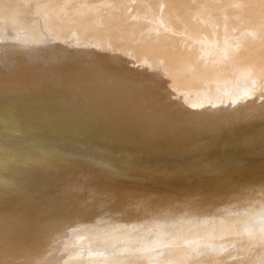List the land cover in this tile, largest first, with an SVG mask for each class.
<instances>
[{
    "label": "bare ground",
    "instance_id": "6f19581e",
    "mask_svg": "<svg viewBox=\"0 0 264 264\" xmlns=\"http://www.w3.org/2000/svg\"><path fill=\"white\" fill-rule=\"evenodd\" d=\"M133 1L132 0H65V6H64V5H60L62 0H24L23 1L24 4H21V6L22 5H24V6H22L21 8H18V6H17L18 4L16 5L17 7L15 6V4H13V3H15L14 1L13 2L11 1V3H10V0H0V127H1L0 129L6 130V132L0 130V137L3 138V139H1V141L2 140L8 141V142L11 141L12 143H14L13 145L16 146L15 142L16 143L19 142V141H16V140H18L19 137L15 138L16 135L13 134L14 135L13 136L10 133L8 134L7 133L8 130H10L9 132H11V129H13L15 131L16 128H20L21 131H22V129L24 130L23 132H25V133H23V134L28 135L31 132L27 134L25 130L28 131V129L29 130L31 129V131L34 130V131H32L33 133L31 134V136L33 135V138L29 135L32 139H35L36 137H39V139L41 138L40 140L36 138L37 142L39 140L38 143L36 142L37 145H39L38 147H40V146H41V148H42V146H45L46 148L48 147L47 150H49L51 154H53L51 151L54 150L56 152V154L57 153L60 154V156H61V158H63V160H64V158L68 159V160L71 159V160H73V162H75V163H73L70 160V162L68 161L70 163L69 164L66 160H64L65 163H67V164H62L61 161H59V159L57 161V157H55L56 158L55 159V158H53L54 155H52V158H51L52 160L47 159L48 161H53V163L51 162L52 163V165H51L45 159L47 153H46V155L44 153V155H45V156H43L44 159L42 158L43 163L45 164V162L47 161V163L50 166L47 165L48 170L46 169V165H45L44 169L42 168V165L39 166V168L42 169L43 171L47 170V172H46L47 175L45 174V176H44L43 174H40L41 172L40 173L38 172V171H40V169L38 168L39 169L37 171L38 175H39V177L42 176V178H40L39 180H42V181L40 182L38 180L40 182L39 183L38 181L35 180L38 183L39 187L34 186V188L35 187H37V188H41V187L43 188L44 187L46 189V191L49 190L52 193V195L50 194L51 196L48 199H45L48 202H47V204L45 202L46 205L41 207V209L40 208H34V209L32 208L34 211L33 210L32 211H30V210L25 211L24 209H22L21 206H19L20 204L19 205L17 204L18 201L15 202L14 196L12 194H10V192H9L13 188L9 189L7 184H5V186H7V189H9V191L6 190L7 192H4L5 194H3V197L0 196V197H2V199L0 200V208L6 212L14 213L15 222L13 224V227L9 231H6L4 233H0L1 238L4 241L3 244L7 243V246H8L6 249H3L0 251V256H1L0 257L1 258L0 264H48V263L49 264H74L75 261H77V260L79 261V258L84 259L87 262V263L85 262L86 264H92L96 261V259H98V258H94V256L100 257L101 255H104L107 259L114 261L115 264H124L125 262L127 264H154V263L158 264L157 261L155 260V257L153 258V254L149 253L150 249L152 248L151 245L149 243L145 242L147 240L141 239L140 234L137 230L140 227L141 228H147V227L152 226L153 221H157V223H156L157 227L163 226V230L166 232H169V237H168L169 243H168L167 247L164 249L165 257L163 255H161V259H160L161 264H166L167 261H172V260L176 259L178 257V255H180V257L185 255V253L190 248H192L194 246H200L199 243H201L203 241H202V239H200L201 242H199V237H201L200 235H202V234L208 233L209 235H212L214 237L217 236V238H219L218 236L221 235L220 226L223 225L222 224L223 222L228 221V219H226L224 216L219 217L218 219L215 216L213 218L211 213L206 211V213L201 217V219H204V222L205 221L207 222L206 223L207 226L204 229L202 227V232H199L200 229H198V227L196 225V223H197L196 221L198 218H196V216L193 217L192 215H187L184 212L185 211L184 210L185 205H189L195 209L197 207H200L199 205H201V204H202L201 208H203V209L206 207H211L214 209L215 206L213 204H209L207 200H201L200 199V201H199L196 198H195L196 200L195 199L192 200L191 198H188L186 201V197H185L186 195H185V192H183V190H186V193L188 191L194 192L196 190L195 187H197V186H204V187L207 186V192L212 193L211 195H214V196L217 195L218 196L221 194H226L228 192L229 187H225V189L223 187H216L215 181H217L218 179L214 180L213 176L190 181V179L188 178L190 172H188V170H186L187 168L190 169V165H189V167L187 166L189 160H187V162H186L187 165L185 166L183 164V163H185L184 159H175L176 162L166 160V159H161L162 162H166V164H163L164 166L165 165L170 166V168L168 167L169 168L168 172L166 171V173L163 175L164 179L161 178L162 179L161 184H164V185H166V187H169L171 189L169 190V188H166L163 185L161 186L160 183H157L158 181L156 179L154 181V183L151 185V188L149 187L150 192H151V194L149 195L150 198H148L146 200H142L141 197L137 193L132 191L133 190V187H132V156L130 158L131 161L128 158H127V161L124 160L125 162H123V160L118 161V160H121V157L122 158L124 157L122 155H121V157H117L121 151L120 150L118 152V155H117V153H115L117 158H115L113 156L115 159H118V160L117 161L114 160L115 163H113L114 162L113 161V162H111V164L109 162V164H107V166L104 163V161L106 159L103 161V159L101 158V160L104 163V166H103V169H100V170H102V172L105 173L106 175L105 174L103 175V173L101 171L100 172L102 174H98V170H99L98 166L102 168V166L100 165L102 163V161L100 163V161L97 160V158H98L97 155L95 156L96 158L95 157L93 158L92 156H90V155H93V154H90V151H92V153H93V151H95V150H91V147L89 144H91L92 142L95 144V141H97V140L100 141V145H101V142L102 143H104V142L108 143V138L111 136L109 132L112 130H114V131H116L118 129L121 130L123 127L125 129L126 127L124 125L126 124V121H124V123H123V121L122 122L116 121L115 123L111 122L108 125L104 124L103 121L105 119V115L107 113V110L101 103H96L98 98L100 97V95L98 93H97V95L86 94L84 92V88L81 89V87L86 86V88H87V86L93 85V88H98V89L100 88V90H101V87H104L106 85V82L107 83L111 82V81H113V79H114L113 83L120 82L119 79L124 77L126 73L132 74V86H133V84L137 85L141 81V78H139L140 76H144V77L148 76V77H150L151 80L156 79V77H152V75H151V74H154L156 72L161 73V75L164 76V78L162 79L163 82L165 81V79L169 80L168 76L164 72L168 67L165 68V66H164L161 69L159 68L160 66L165 65V64H163V65L160 64V61H162V60H160L159 53L160 52H161V54L163 53L164 45H167V43L165 44V42L169 41L171 38H168L169 40H166L164 42V41H162V37L164 35L157 37V34L155 31H157V28L159 26H158V22H157L158 19H156V17L158 18L159 14H157L158 16L156 15L154 18V20H156V22H155L156 24H153L154 23V21L152 20L153 16L150 18V16L148 14H146V15H148L149 17L146 16V17H144L146 19L143 18L140 21V23H146V22L149 23V27H148L149 29L148 30H149V32H152V35L154 36V41L156 40V49H154L153 53L150 55V60H149V63H151V65H150L151 67L150 68L143 67L142 69H139V70L128 69V67H129L128 64L132 63V34H131L132 30L130 29L131 32L129 31L127 34V32H126L127 23H129V22L132 23V14L134 16H137L138 18L140 17V15H142L141 16V18H142L143 15L146 13V12L144 13L145 8L143 5H141L138 2L139 8L138 7L136 8L134 6H137V3H135L136 5H134V3L132 4ZM146 1L149 2L150 0H146ZM183 1L184 0H172V2L174 3L173 8L176 9V7L178 5H181V3ZM245 1L246 0H244V1H242V0L241 1L240 0H188V2H190L189 5L192 6L194 9V10L191 9L188 6L191 9L190 11L193 12L192 13L193 19H191L192 17H190L189 15H186L187 14L185 12L186 9L189 10V8H187V6L184 9V12L186 13L184 18L186 17L185 22L187 21L188 23L187 22L186 23L188 25H190V26L192 25L191 26L192 28H193V24H195L196 31L195 32L192 31V35H193L194 40L188 39L191 35V34L189 35V32L191 33V31L188 32L187 30H185L186 35L188 33V37L186 35H183V34H181V35L185 36V37H182L184 40L187 38L188 39L187 41L191 42L190 46H192V49H193V51H192V53H193L192 58L193 59L190 58V56L188 55L189 54L188 45L187 44L185 45V42H183V41H182V43H179V44H177L178 42L176 40L175 41L173 40L176 43L172 42V44H170L171 43V41H170V43L168 45H170L171 47L167 46L169 48L170 52L167 51V47L165 48V51H167V53L169 54L167 56V58L165 59L166 63L167 62L168 63L169 62L170 63H173V62L176 63V64L172 65V67L173 66L175 67V69L173 68L175 73H176L175 75H177L178 73L183 71L186 66H189L193 69V71L190 75L187 76V81L196 80L198 85H199L198 80H202L200 85L201 84L209 85V83H211L212 85L220 86V90L217 89L214 91L198 88L195 90L194 96L193 95L188 96V98L190 97L189 101H188L189 103L193 102V105L194 104L199 105V107H194V108H198V110H201V109L203 110L200 113L207 112V111H209V109H211L210 111L214 113V114L213 113L212 114L215 116L214 118H216V119L212 120V123L221 124L222 122H225V121L230 122L231 119H233L232 116H234V115L238 116V113L242 112V110L240 111L238 109L239 105H240L239 100L241 98L239 93H241V90L242 91L245 90L247 93L252 94V96L253 95L256 96V94H258V93H259V95L264 96V84H263L264 75H260L258 72H256L255 75L259 79H254V77H253L254 83L252 86H249L248 83L246 85H244V82H246L245 76H241L238 73L239 71L237 72L236 69H238V68L235 67L236 65L233 67H231L232 65L229 66L230 62L228 63V61H227V65L223 64L224 66H222L221 65L222 62L220 63V61L216 60V58L214 56L215 53L213 52L215 50L214 49L215 47L213 48L212 44H211L213 41L212 37L213 36L216 37L215 32L220 31L221 36L229 37V39H230L228 47L231 50L229 48H227L231 51L230 53H235L232 50H235L237 52L236 55H238V57H236L235 60L232 62L235 63L236 60L243 61V60L247 59L248 57H253L257 61H259L260 57L264 53V0H247L246 3H245ZM157 2H161V0L157 1ZM237 2H240V3L237 4ZM80 3H83V4H80ZM151 3H153L152 0H151ZM164 3L165 2L163 1L160 4H164ZM191 3H192V5H191ZM235 3H236V5H235ZM130 4H132V5H130ZM166 4H164V6L170 5L168 3H166ZM103 5H105V6L103 7ZM166 6L163 8L161 7L162 9L159 7L160 8L159 12L164 13L165 10L163 12L161 10L166 9L167 8ZM181 6H183V4ZM145 7L148 8L149 6H145ZM133 8H134V11H132ZM168 8L170 9V6ZM168 8L166 10L167 15H168ZM174 9H172V10L174 11ZM180 9H182V10L180 11ZM180 9H179V11L183 12V8L180 7ZM149 10H152V9H149ZM146 11H147V9H146ZM151 12H154V14H155L154 10ZM166 13L164 14V16L166 15ZM154 14L151 13V15H154ZM167 15H166V17H167ZM177 15H178V13H177ZM182 15H184V13ZM173 16L175 18V15H173ZM181 16H178V17H180V19H181ZM147 17L150 18L153 21V23H152V21L150 22V20H148ZM161 17H163V16H161ZM166 17H163V18H166ZM169 18H171V17H169ZM174 18H173V20H174ZM166 20L170 21L169 19H166ZM176 20L178 21V19H175V21ZM181 20H182L181 21L182 23H185L183 21L184 20L183 18ZM181 22H179V23H181ZM170 23H171V21H170ZM162 24H164V23H162ZM164 25L167 26L166 24H164ZM174 25H175L174 30H175V32H178V33L182 32L181 31L182 26H185L186 29L189 27V26L182 25V24H181L182 25L181 26L178 23H177V25L176 24H174ZM215 25H217V26H215ZM170 26H171V24H170ZM170 26L169 27L167 26V28H170ZM15 28L22 30L23 34L22 33L18 34L16 32H12L11 30L12 29L15 30ZM170 29H172V26ZM189 29H190V27H189ZM161 31H164V33H165V30H161ZM170 31L172 32V30H170ZM170 31H169V33H171ZM116 32L120 33L119 36H120L121 40H120V38H116L117 35H114V33H116ZM175 32H173L174 36L178 34ZM173 33H171L172 38L177 39L179 36L174 37L172 35ZM181 35H180L179 39L181 38ZM45 36L47 39L46 38L43 39ZM179 39H178V41H179ZM183 39H181V40H183ZM224 40H226V39H224ZM76 41L77 42L80 41V42H82V44L85 43L84 44L85 46H87V45L90 46L92 44H96V45H100L101 47L108 46L107 45L108 43H110V44L112 43L111 44V46H112V45H114L113 44V42H114V43H116L115 44L116 47L113 46V47H115V49H114L115 52H113L111 55H109L108 53H105L101 49V51H98L95 53L91 52V53H93L91 55L95 54V56L98 57L97 58L94 56V58H93V59H96V58L99 59V60L96 59L98 62L97 61L95 62L93 59L90 61V59H91L90 58L89 60L88 59L77 60L78 63H76V61H74L76 58L71 57V52H69V51L65 52V50H64L65 47H63V44H66V46L69 45V49H70V47L73 49V47H75V45H76L75 44ZM163 43H164V45H163ZM224 43H225V41H224ZM59 45H62L60 47L61 48L63 47L64 51L60 50ZM81 46H83V45H81ZM224 46H226V45H224ZM76 47H78V46H76ZM220 48H222V47H220ZM69 49H67V50H69ZM227 49L224 47L225 51ZM91 50L92 49L90 46V51ZM103 50H105V49H103ZM229 50H228V52H229ZM73 51H74V53H76L75 50H73ZM90 51H89V53H90ZM210 51H211V54H210ZM106 52H108V51H106ZM111 52L112 51H110V53ZM74 53H72V54H74ZM83 54H86V53H83ZM60 55H62V56L66 55V56L65 57L63 56L64 59H61L58 57ZM88 55L89 54L87 53V56ZM83 56H85V55H83ZM231 56H233V54H230V57L227 56V58L223 57V60L225 58L230 59V58H232ZM163 57H164V55H163ZM233 59L234 58H232V60ZM163 60H164V58H163ZM71 61L73 62V64L75 63L74 66L70 64V63H72ZM91 62H94V63H91ZM197 62H199L198 65H197ZM162 63H164V61ZM72 67L75 68V70L74 69L73 70L76 71L77 75L72 74L73 73ZM109 67H111V69H108ZM169 67H171V66H169ZM172 67L170 70H173ZM198 67H200V68L197 69ZM212 68L217 70L215 72V74H213V71H211L212 73L209 72ZM93 69L98 70V71L95 70L97 72L95 74L96 75L98 74L97 76L93 75V73H92ZM232 69H235L234 70L235 73L232 72ZM249 69H251V68H249ZM108 70H112V71H109V74L107 75ZM142 71H144V72H142ZM168 72H169V68H168ZM243 73H244V71H243ZM246 73H248V72H246ZM251 73H253V72H251ZM60 74H62V76H61V78L63 80L62 83H64L65 86H66V84L68 85L69 83L70 84L72 83V87H74V85H75L77 88L74 87L75 90H74L73 94H71V95H73V96L75 95V96H74V99L71 97V99H70L71 101L69 100L71 95L70 96L68 95V97H67V95L65 94L69 100V103H67L68 100H66V103H63L69 110V113H68L69 119L66 118V119H68V122L67 123H64L65 121L63 122V120L66 116L65 115L66 112L65 113L63 112V110L66 108L65 107L62 110V113H64L65 116L61 115V116H64L63 120L61 119L62 120L61 122H63V123L61 124L59 122V120H60L59 119L58 122L53 123L54 126H52V128H51L52 130L49 131L50 124H49V126L47 125L48 123L46 121V118H47V117H45L46 115L44 116L45 119H43V121L45 120L47 124L45 122L41 121V117L43 116L41 113L38 114V115L41 114L40 115L41 117H38V115L36 117V113H35V115H33V117L34 116L36 117L34 121H29V119H30L29 117H32L31 115L29 117H27L28 120H25L23 115L30 109V101L32 100L31 99L32 96L33 95L36 96L33 93H34V89L37 90L35 88V86L37 85V83H39L38 82L39 79L42 77L48 76L47 78H49V80H50V78L52 79L54 77V75L60 76ZM169 74H172V73H169ZM102 75H105L104 77H106V75H107L106 78L112 79V80L108 81L106 78L102 77ZM165 75L167 76V78H165ZM172 75H170V76L173 77L174 75L173 76ZM101 77L104 79H102ZM108 77H110V78H108ZM176 77H173V79H171L169 82H171L173 80V83L174 82L178 83L177 87H179V79ZM174 79H175V81H174ZM243 79L245 80L244 82H243ZM46 81L48 83L50 82V81H48V79L45 80V82ZM130 82H125L122 84H125V86L128 87V89L129 88L131 89V87L129 85ZM249 82H251V81H249ZM58 83L59 82H57V84H55L56 88L58 86ZM176 83H174V85H173L174 87H175ZM45 85H43V86L40 85V86L45 87ZM51 85H53V84H51ZM51 85H50V87L47 86V87H49V88H47V90L51 88ZM111 85H109V86H111ZM163 85H164V83H163ZM247 85L249 86L248 88H247ZM94 86H96V87H94ZM229 86H231V87L234 86L236 88L232 89ZM52 87H54V86H52ZM177 87H175V88H177ZM56 88L55 87L51 88L50 94H52L51 91L53 89L55 90ZM63 88L58 87L57 89H63ZM67 88H69V90H70V87H67ZM147 89L148 88H145L141 92V96H143L144 98H147V96H146ZM39 90H41V89H39ZM54 90L52 92H54ZM69 90H67V92H69ZM72 90H73V88H72ZM72 90H71V92H72ZM100 90H98V91L102 92L105 89L102 91H100ZM44 92H46V89ZM47 92L49 93V91H47ZM61 92H62V90L59 93H61ZM63 93H66V90H65V92L63 91ZM42 94H44V93H42ZM50 94H49L48 98L46 97V95L45 96L43 95L45 98H47V101L50 100L49 97H51L54 93L51 96H50ZM114 94L116 96H118L119 99H121L122 98L121 96L123 93L117 92ZM129 94H130V92H129ZM56 95H58L57 92H56ZM60 95H62V94H60ZM60 95H58V96L60 97ZM38 97L36 98L37 100H38ZM40 97H41L42 101L45 100V99L43 100L42 95ZM52 97H53V100H55V97L54 96H52ZM61 97H63V96H61ZM255 98L260 99L259 96H256ZM56 99H57V97H56ZM60 100L61 99H59V101ZM262 100H264V99L262 98ZM38 101H37V103H38ZM42 101L39 103V105L40 104L43 105ZM52 101H51V103H53V106H54V102H52ZM57 101H58V99H57ZM57 101L55 100V102H57ZM73 101L75 102V104ZM203 101H204V104H203V106H201ZM64 102H65V100H64ZM34 103L35 102H33V105H34ZM57 103H60V102H57ZM263 103H262V106L264 105ZM47 104H49V103H47ZM47 104H45L43 106H46ZM258 104L260 105L261 102L259 103V101H258ZM55 105H56V103H55ZM57 105H59V104H57ZM117 106L119 108L120 104ZM54 107L56 108V106H54ZM215 107L217 109H215ZM39 108H40V106H38V108H37V106H35L34 109L38 110ZM55 108L52 109L50 107L47 110L51 109L50 111L52 113H50V114L56 115V112H54ZM67 108H66V110H67ZM43 109H45V107ZM175 109L173 107V112L175 111ZM260 109L262 110V108H259V110ZM37 110H34V111H37ZM40 110H38L37 112H39ZM57 110H59L58 106H57L55 111H57ZM177 110L178 109H176V113H173V114H171L170 110H168V113H166V115L167 114H171V115L166 117V119L164 118L165 121H164V119L162 120L164 131L166 129L173 131V132H181L182 130H185V132L194 131L193 130L194 126H187L186 127L184 125V123L182 122L183 120L186 121V119H188L187 118L188 116L185 119H184V116H182V115L178 116L180 114L181 110L178 112L179 114L177 113ZM185 110H186V113L191 112V110L187 109V107L185 108ZM41 111H43V110H41ZM45 112L47 115L49 114L46 110H45ZM224 112L227 113L226 116L222 115V113H224ZM259 112H262V111H259ZM32 114H34V112ZM60 114H59V116H60ZM68 114H67V116H68ZM190 116H191V114H190ZM190 116H189V118L191 119ZM55 117H57V116H55ZM71 117L72 118L84 117V119L87 120V125L89 126V128H87L85 126L82 127L81 125H79V124L83 123V121L81 119H80L79 124H75V123L71 122L70 121V120H72ZM161 117L157 120L159 122V124H160V121L162 119ZM256 117H258V116H256ZM50 118L48 120H50ZM59 118H61V117H59ZM52 120L51 121L54 122V119H52ZM172 120H176V121H172ZM257 120H258V118L256 119V122H257ZM253 121H254V118H253ZM158 122H156V123H158ZM162 122H161V124H162ZM205 122H206V119L204 118V116H202L201 118L196 120V123L201 124V126L203 127V131L207 130L209 132V130H208L209 127L204 128ZM129 123H131V122H129ZM256 125H259V122H258V124L256 123ZM92 126H94V127H92ZM149 127L151 128V130H152V128L154 129V127H151V126H148V129H149ZM163 127H161V128H163ZM179 127H181L180 130H179ZM147 130H146V132H147ZM151 130H150V132H151ZM156 130H160V128H158ZM235 130H236V128H234L232 131H235ZM85 131L88 134H86ZM70 132H73V133L71 134ZM158 133H159V131H158ZM204 133H203V136H204ZM23 134H22V138H23ZM70 134L71 135L74 134L75 136L73 135L74 137L70 138L69 137ZM193 134H195V133H193ZM238 134H239V132H238ZM29 136H27L28 137L27 139H29ZM205 136H207V135H205ZM208 136H210V135H208ZM157 137H158V139H157V141H158L160 135H158ZM168 137L173 138L174 141H178L179 138H181L180 134H178V133L168 135L165 138V141H166V142L164 141L165 144L167 143V140L169 139ZM22 138L20 140H22ZM23 140H22V142L20 141L21 144H23L22 147L25 146L26 143L28 144V141L25 143L26 138H25V141H23ZM92 140H94V141H92ZM261 140L259 138L258 141L261 142ZM44 141L48 142L49 144L55 143L56 147L54 148L53 145H50V147H49V144L47 146L46 145L47 143ZM260 142H257L256 144H258ZM32 143H34V140ZM93 143L91 145L94 147ZM262 143H264L263 140L259 144V146L260 145L263 146L264 144H262ZM21 144H17V145H19V147H21L20 146ZM56 144H59V145L63 144L64 146L60 147ZM104 144L101 145L100 147L104 146V148H106L105 146H107V144L106 145H104ZM109 144H110V141H109ZM122 144H124V143H122ZM126 144H128V143H126ZM254 144H255V142H254ZM0 145H1V143H0ZM128 145H129L128 147L131 146L130 144H128ZM147 145L149 146V144H147ZM150 145H152V144H150ZM1 146H3V145H1ZM36 146H35V148H37ZM51 146L53 147L52 150L50 149V148H52ZM73 146H75V147L78 146L79 148L81 147L82 149L77 150V149L72 148ZM122 146H124V145H122ZM31 147H34V146L31 144ZM31 147H29L30 149L25 148V149H27V152H28V150H31ZM98 147L96 146L93 149H97ZM154 147L152 146L151 148H154ZM16 148H17V146H16ZM35 148H32V149H34V151H35ZM6 149H7V146H6ZM111 149L112 148H110V150ZM22 150L20 152H23ZM43 150H44V148H42V151L40 149L41 152H44ZM97 150H101V152H103L102 151L103 148H99ZM116 150H117V148H116ZM248 150H249V148H248ZM49 151H48V153H49ZM123 151H122V153H123ZM7 152H8V150H7ZM29 152H32V151H29ZM35 152H37V151H35ZM45 152H47V151L45 150ZM104 152H106V149ZM129 152L132 153L131 151H129ZM129 152L127 151V153H129ZM9 153H10V151H9ZM13 153L15 154L14 151H13ZM127 153L125 152V157H127L126 156ZM26 154H28V153H26ZM29 154H31V153H29ZM97 154L100 155V153H97ZM101 154L104 157V154L103 153H101ZM147 154H148V152H147ZM130 155H132V154H130ZM8 156H7L6 152H4L3 150L0 151V161L3 164L6 163ZM128 157H129V155H128ZM40 158H41V156H40ZM46 158H48V156ZM30 159H28V160H30ZM42 159H41V162H42ZM25 160H26V158L24 159V161ZM24 161L21 163H24ZM33 161H35V160H33ZM33 161L31 160L32 163H33ZM195 161L196 160H192L193 165H194V163L197 164V162L199 165L200 162L198 160L196 162ZM19 163H20V161H19ZM25 163H24V165H26ZM35 163H36V161H35ZM71 163H73L75 165H72ZM158 163H157V166H158ZM27 164L29 165V163H27ZM39 164H41V163H39ZM44 164H43V166H44ZM112 164H113V166H114V164H116L115 167L118 165L116 168H118L119 165L123 166L122 168L126 167L127 172L130 174L129 182L125 181V180L120 182L123 179L121 172H125V171H123V169H122V171L119 169V168H121V166L116 170H115V167H114V169H112L110 167V166H112ZM150 164H152V163H150ZM189 164H191V168H192V163H189ZM62 165L67 166V167H65V169L68 168L66 170V172H65V170L62 169L63 168ZM69 165H71V166H69ZM13 166L14 165H12L11 168H9L10 166L2 165V167H4V169H3L4 176H2V177H4V179H2V178L0 179V181H1L0 182L1 183L0 189L2 188L1 187L2 182L11 183L12 185L15 184L16 181H14V180H16L18 178V175L21 172L20 171H19V173L17 172L18 175L16 173L15 174V175H17L16 177L13 176L14 174H12V171L16 167V166H14V167ZM152 166H154V165H152ZM184 166L187 168L185 169ZM18 167H20V166H17V169H19ZM29 168L32 169L33 167H29ZM96 168H98V170ZM160 168H162V167H160ZM179 168H181V169L184 168L186 171H183ZM193 168H194V166H193ZM0 169H2V168H0ZM17 169H15V170L17 171ZM31 169H30L29 175L26 173V172H29L27 169H25L26 172L23 171L22 169H20L27 174V175L25 174L24 176L22 175L24 173L20 174L21 179H22V177H23V179H26V181L23 180L24 182H27L28 179L32 177V175H37L36 174L37 172L32 174L33 171H31ZM35 169L37 170L36 167H35ZM157 169H158V167H157ZM9 170H12V171L10 172ZM14 171H13V173H14ZM45 171L43 173H45ZM95 171H97V172H95ZM155 172L157 173V171H154L153 173H155ZM90 174H91V176H89ZM108 174H111V176L109 175L110 178L112 177L111 179H114V178L120 179L121 178L120 181L117 180V182H119V183L116 182L114 184V182L116 180L114 182L112 181L113 183H111V181H110L111 179L109 177L108 178L110 180H107ZM154 176H158V174L154 175ZM34 177L39 178L38 176H33V178H31L29 180L32 181V179H33V181H34ZM89 177H91L94 181L95 180L97 181V182L96 181L94 182L92 180L93 184H96L95 188L93 189V192H97V189L100 188V186L102 185L101 193L98 194V196H97V194H95V198H93L90 194L85 193V190H83L80 186H78L80 183L83 185L82 182H84V184H85L87 182L85 180L86 178H88L87 180L89 182V179H90ZM249 180H250V178H249ZM10 181H14V182H10ZM18 181H20V178L18 179ZM24 182L21 181V183H24ZM245 182H246V180H245ZM109 183H111V185H109ZM22 185L28 186V184L26 185L25 183ZM29 185H31V184L29 183ZM40 185H42V186L40 187ZM217 185H219L218 182H217ZM3 186H4V184H3ZM5 186L3 188H5ZM15 186L19 187L20 185L18 184ZM88 186L90 187V184ZM145 187H147V186H145ZM15 188L17 189V187H15ZM15 188H14V192L16 191ZM34 188H33V190L35 191ZM141 188L143 189L144 187H141ZM24 189H25V187L23 188V191H24ZM142 189H140V190H142ZM2 190H0V191L2 192ZM19 190H22V189H19ZM27 190L30 191V189H27ZM86 190L88 191L89 189H86ZM23 191L22 192L20 191V193L21 194L24 193V195H25V191L24 192ZM46 191L45 192L43 191V193H46ZM166 191H168V192L171 191L170 192L171 194L170 193L165 194V193H167ZM232 191L233 190H231L230 193H232ZM1 192H0V194H1ZM16 192H17L16 194L19 193L18 190ZM37 192L39 193V191H37ZM228 194H229V192H228ZM235 194H238V193H235ZM43 195H45V194H43ZM17 196H19V195H17ZM33 196H34V193H33L32 197L29 196V198L31 197V199H32ZM41 196H42V193H41ZM255 196H254V194L251 195L249 193V195L247 196L246 199L248 200L250 198V200H252L255 198ZM209 198H211V197L209 196ZM228 198L231 200V197H228ZM256 198L259 200L258 197H256ZM233 200H235V198ZM26 201H29V200H26ZM153 202L155 204H153ZM255 203H256V201H255ZM215 204H217L216 201H215ZM245 206H248L250 209H252L250 205H245ZM191 207H189V208H191ZM153 209H154V211H156L157 217H153V216L146 217L145 213L148 210L153 211ZM206 209H208V208H206ZM159 210L162 211L161 214H158ZM253 210L254 209H252V211H251L252 214H253ZM191 211L192 212L194 211V213H192L194 215L195 210L191 209ZM256 214H258V213L255 212L254 215H256ZM43 215H46V216H43ZM47 216L50 219V221H48V222H46V220H44V218H43V217H47ZM40 217L43 218L42 219L43 222L40 221V219H41ZM38 218H40L39 222L37 221ZM6 221H8V220H6ZM44 221L46 222V224L44 223ZM9 222H11V221H9ZM40 222H42L44 224L41 225L42 223L40 224ZM0 223H2L1 219H0ZM3 223H4V221H3ZM38 224H40L43 233H41V228H39L40 226ZM224 225H226V224H224ZM230 229H231V227H229L228 230H230ZM1 232H3V230ZM120 235L122 238L119 239V243H118V238ZM209 235L207 237H209ZM212 236H210V237L212 238ZM225 236H223L224 239H225ZM246 236L248 237L247 238L248 242L246 241L244 243V245L247 246V248H245L243 250L246 252L236 251V253L235 252L234 253L237 254L239 256V258L241 256L243 257V255L245 256L238 263L243 262L242 264H244V261L246 260L247 264H254L253 261L256 260V257H258L259 253L262 252V254H264V244L262 243L263 242L262 240H260V241H262L261 243H257V242H259V239H260V238H258L260 235H257V233H251L249 235L246 234L245 237ZM241 237H243V236H241ZM34 238H38V240L41 239V242H42V240L44 241L43 244L39 242L40 246L38 244V246H39L38 249L40 248L39 252L35 249L36 247L34 246V245H36V242L33 243L31 246V242L34 240ZM203 238H204V236H203ZM228 238H230V236ZM228 238H226L228 240V242H230V240L232 241V238H230V239H228ZM257 238H258V240H256ZM2 239H0V241H2ZM237 239L238 238H236V240ZM221 240L218 244L222 243V245H223L224 243H226L224 241H227V240H224L222 242ZM255 240L257 241L256 242L257 245L255 242L253 243V241H255ZM208 241H210V239ZM172 242H175V246L173 245ZM231 243L234 244L233 242H231ZM231 243H230V245H232ZM218 244H216V245H218ZM236 244L234 246L239 247V246H237L238 244L237 245ZM241 244H242V242H241ZM207 245L209 246V244H207ZM207 245H205V246H207ZM244 245H240V246L243 248ZM208 246L206 247L207 257L210 260H215L216 257L212 255V253H213V247L212 246L213 245L210 246L212 248L209 247V249H208ZM41 248H43V249H41ZM225 249H229V248L225 247ZM34 250H36L37 252ZM239 250H240V248H239ZM99 251H101V253H97ZM219 251L216 247L215 252H217V254L221 253ZM55 252H56V254H55ZM53 253L55 255H53V257H52V255L50 256V254H53ZM196 255H197V253L194 256V259L192 257H189V260H191L192 263L185 262V263H179V264H211L210 260H208V262H206V263H204L203 261H200L201 259L198 260ZM180 257L177 260L178 262H179ZM120 258H123V259H120ZM119 259L121 261H119ZM78 261H77V263H78ZM98 263H100V262H98ZM81 264H83V263H81ZM214 264H217V263H214ZM226 264H230V263H226Z\"/></svg>",
    "mask_w": 264,
    "mask_h": 264
},
{
    "label": "rangeland",
    "instance_id": "374dc122",
    "mask_svg": "<svg viewBox=\"0 0 264 264\" xmlns=\"http://www.w3.org/2000/svg\"><path fill=\"white\" fill-rule=\"evenodd\" d=\"M11 1L13 2H15V3H13V4H15V6L17 5L18 6V8H21L22 6H24V5H22L21 6V4H24L23 3V1L24 0H10V3H11ZM133 1V0H132ZM136 0H134L133 2H132V4L134 3V5H136L135 3H137V6H134V7H138L139 5H138V2L141 4V5H143L144 6V8H145V11H144V15H143V17L141 18V16L142 15H140V17L138 18L137 16H134L133 14H132V23H127V28H126V32H127V34H128V32L130 31V29L132 30V32H131V34H132V63H130V64H128L129 65V67H128V69H134V70H139V69H142L143 67H146V68H150L151 66V63H149V60H150V55L153 53V51H154V49H156V40L154 41V36L152 35V32H149V23H140V21L144 18V17H146V16H150V18L153 16V21H154V23H153V21L150 19V18H148L147 17V19L148 20H150V22L152 21V23L153 24H156L155 22H156V20H154V18H155V16L157 15V14H159V17L157 18L156 17V19H158L157 20V22H158V28H157V31H155L156 32V34H157V37H159V36H161V35H164L163 37H162V41H166V40H169L168 38H171L169 41H166L165 42V44L167 43V45H164V43H163V45H164V50H163V53L161 54V52L159 53V57H160V60H162V61H160V64L161 65H163V64H165V65H163V66H160L159 68L161 69V68H163L164 66H165V68H169V72H168V68L164 71L165 72V74L168 76V78H169V80H166L165 79V81L163 82V78H164V76H162L161 75V73H154V74H151L152 75V77H156V79H154V80H151L150 79V77H148V76H140L139 78H141V81L137 84V85H134L133 84V86H132V74L131 73H126L125 74V76L124 77H122L121 79H119L120 80V82H116V83H113V81H114V79H113V81H111L112 79H107L106 77H107V75L109 74V71H112V70H108V73H107V75H106V77H104L105 75H102V77H104V78H106L108 81L110 80L111 82H106V85L104 86V87H101V90H100V88L98 89V88H93V85L91 86V85H89V86H87V88H86V86L85 87H81V89L82 88H84V92L86 93V94H89V95H97V93L100 95V97L98 98V100H97V102L96 103H101L105 108H106V110H107V113H106V115H105V119H104V124H106V125H108L109 123H111V122H113V123H115L116 121L118 122V121H120V122H122L123 121V123H124V121H126V124L124 125L126 128L124 129V127L121 129V130H116V131H114V130H112V131H110L109 133H110V137L108 138V143H102L101 142V145H106L107 144V146H105L106 148H104V146L103 147H100L101 145H100V141H95V144L93 143V145H94V147H98L97 149H99V148H103V152H101V150H97V149H93L94 147L91 145V144H89L90 145V147H91V150H95V151H93V153H92V151H90V154H93V155H90V156H92L93 158L97 155V160H99L100 161V163H101V158L103 159V161H104V163H105V165L107 166V164H109V162H110V164H111V162H113L114 160L115 161H117L118 159H115V158H117V157H121V155L122 156H124L123 158L121 157V160H118V161H122L123 160V162H125V161H127V158L128 159H130L131 158V156H132V187H133V190L132 191H134L135 193H137L140 197H141V199L142 200H146V199H148V198H150L149 197V195L151 194V192H150V188H151V185L154 183V181L157 179V183H160L161 184V178H163V175L166 173V171L168 172V170H169V168H170V166H164L163 164H166V162H162V160L161 159H166V160H170V161H174V162H176L175 161V159H184V161H185V163H183L185 166L187 165V160H189L188 161V167H189V165H190V169L189 168H187V167H185V169L186 170H188V172H190V174H189V176H188V178L190 179V181L191 180H198V179H202V178H206V177H210V176H213L214 177V180H217V181H215V186L216 187H223L224 189H225V187H229L228 188V192H229V194H228V192L226 193V194H221V195H216V196H214V195H211L212 193H209V192H207V186H197V187H195L196 188V190L194 191V192H192V191H188L187 193H186V190H183V192H185V197H186V201H187V199L188 198H191L192 200L193 199H198L199 201H200V199L201 200H207L208 201V203L209 204H213L215 207H214V209L213 208H211V207H206V208H208V209H206V208H201L202 207V204L201 205H199L200 207H197L196 209L195 208H193V207H191V206H189V205H185V208H184V212L187 214V215H192L193 217H195L196 216V218H198L197 219V223H196V225H197V227H198V229H200L199 230V232H202V227H203V229L204 228H206V226H207V222L205 221L204 222V219H201V217L206 213V211H208V212H210L211 213V215H212V217L214 218V216L218 219L219 217H222V216H224L226 219H228V221H225V222H223L221 225L222 226H220V228H221V230H220V232H221V235L220 236H218L219 238H217V236L216 237H214V236H212V235H209L208 233H205V234H202V235H200L201 237H199V242H201V240L200 239H202V241L204 242H201V243H199L200 244V246H194V247H192V248H190L186 253H185V255H183V256H181L180 257V255H178V257L176 258V259H174V260H172V261H167V263L166 264H179V263H185V262H187V263H192L191 262V260H189V257H192L193 259H194V256H195V254L197 253V259L198 260H200V261H203L204 263H206V262H208V260H210L208 257H207V253H206V247L208 246L207 244H209V246H208V249H209V247L210 246H212L213 247V253H212V255L213 256H215L216 257V259L215 260H210V263L211 264H214V263H217V264H226V263H230V264H242L243 262H241V263H238L239 261H241L245 256L243 255V257L241 256L240 258H239V256L237 255V254H235L236 253V251H239V252H241V251H243L245 248H247V246H245L244 245V243L247 241L248 242V240H247V236L245 237V235L247 234V235H249V234H251V233H257V235H260L258 238H260L259 239V242H257L256 240H258V238L255 240V241H253V243L255 242H257V243H261L262 241V243L264 244V145L263 146H259V144L262 142V140L264 141V105L262 106V103L264 102V100H262V98L264 99V96H262V95H259V93L258 94H256V96H259L260 97V99L259 98H255L256 96L255 95H253L252 96V94H250V93H247L245 90H241V93H239V95H240V100H239V110L241 111L242 110V112H240V113H238V116H236V115H234V116H232V118L233 119H231V121L230 122H227V121H225V122H222L221 124H217V123H212V120L213 119H216V118H214L215 116L213 115L214 113L213 112H211L210 110L211 109H209V111H207V112H203V113H200L201 111H203L202 109L201 110H198V108H194V107H199V105H193V102H191V103H189L188 101H189V98H188V96H191V95H193L194 96V94H195V90L196 89H198V88H200V89H206V90H210V91H214V90H217V89H219L220 90V86H216V85H212L211 83H209V85H206V84H201L200 85V83L202 82V80H198V82H199V85H198V83H197V81L196 80H189V81H187V76L188 75H190L191 73H192V71H193V69L191 68V67H189V66H186L185 68H184V70L183 71H181L180 73H178L177 75H175L176 73H175V71H174V69H175V67L173 66L172 67V65H174V64H176L175 62H173V63H166V61H165V59L167 58V56L169 55L168 53H167V51L168 52H170V50H169V46L170 45H168L169 43H170V41H171V43L170 44H172V42H174L175 40L178 42L177 44H179V43H182V41L183 42H185V45L187 44L188 45V52H189V56H190V58H192V51H193V49H192V46H190V44H191V42H189V41H187L188 39L190 40H192L193 39V35H192V31H196V28H195V24H193V28L190 26V25H188L186 22H185V19H186V17L184 18V16H185V14L186 15H189L190 17H192V13L193 12H191L190 10L191 9H193V7L192 6H190L189 4H190V2H188V0H184L183 2L185 3H181V5L183 4V6H181V5H178L177 7H176V9H174L173 7H174V3L172 2V0H161V2H157V1H160V0H152L153 1V3H151V0L148 2V1H146V0H137L136 2H135ZM165 2L164 4H166V3H168V4H170L169 6H170V9L168 8L169 6H166L167 8H168V15H167V13H166V10H167V8L166 9H163V10H161L162 12L164 11V13H161V12H159L160 11V8L162 7H165L164 6V4H160V3H162V2ZM241 1V0H240ZM242 1H244V0H242ZM18 2V3H17ZM148 2V3H147ZM247 2V0L245 1V3ZM159 3V4H158ZM187 3V4H186ZM193 3V2H192ZM192 3H191V5H192ZM238 3H240V2H237V4ZM80 4H83V3H80ZM132 4H130V5H132ZM60 5H64L65 6V0H62V2H61V4ZM162 5V6H161ZM235 5H236V3H235ZM245 5V4H244ZM16 6V7H17ZM20 6V7H19ZM105 5H103V7H104ZM142 6V7H143ZM145 6H149L148 8H146ZM187 6V8H189V10L188 9H186V13L184 12V9H185V7ZM189 6V7H188ZM141 7V8H142ZM160 7V8H159ZM172 7V8H171ZM180 7H182L183 8V12H180L182 9H180ZM249 7V6H248ZM139 8V7H138ZM143 8V9H144ZM161 8V9H162ZM146 9H147V11H146ZM149 9H152V10H149ZM172 9H174V11L172 10ZM179 9H180V11H179ZM155 11V14H154V12H151V11ZM190 12H188V11ZM194 10V9H193ZM132 11H134V8L132 9ZM173 11V12H172ZM143 12V11H142ZM153 13L154 15H151V13ZM175 12V13H174ZM166 13V15H167V17H166V15L164 16V14ZM177 13H178V15H177ZM180 13V14H179ZM184 13V15H182ZM146 14H148V15H146ZM170 15V16H169ZM173 15H175V18H174V16ZM182 15V16H181ZM158 16V15H157ZM161 16H163V17H166V18H163V17H161ZM171 17V18H169V17ZM178 16H181V19L183 18L184 20V22L185 23H182L181 21V19H180V17H178ZM136 17V18H135ZM141 18V19H140ZM173 18H174V20H173ZM144 19H146V18H144ZM166 19H169L170 21H171V23H170V21H167ZM175 19H178V21L176 20L175 21ZM191 19H193V17L191 18ZM169 22V23H168ZM175 22V23H174ZM179 22H181V23H179ZM151 23V24H152ZM162 23H164V24H166L168 27L170 26V24H171V26H172V29H170L171 28V26H170V28H167V26H165L164 24H162ZM177 23L178 24H182V25H186V26H189L190 27V29H189V27L186 29V27L185 26H182V29H181V33H178V32H175V25L174 24H176L177 25ZM152 24V25H153ZM174 25V26H173ZM155 26V25H154ZM179 26V25H178ZM215 26H217V25H215ZM184 28V29H183ZM195 28V29H194ZM180 29V28H179ZM189 29V30H188ZM11 30V29H10ZM161 30H165V33H164V31H161ZM170 30H172V32L170 31ZM185 30H187L188 32L189 31H191V33L189 32V35H190V37L187 39H183L182 37H185V36H182L181 34H183V35H186V33H185ZM12 32H16V33H18V34H21L22 33V30H20V29H17V28H15V30L14 29H12L11 30ZM168 31V32H167ZM169 31L171 32V33H173V32H175V33H178L177 35H175L174 36V33L172 34L174 37H180V35H181V38L179 39V37L176 39V38H172V36H171V33H169ZM184 31V32H183ZM117 33V34H116ZM116 33H114V35H117L116 36V38H120V36H119V32H116ZM168 33V34H167ZM15 34V33H14ZM23 34V33H22ZM180 34V35H179ZM215 36L216 37H212V47L216 50H214L213 52L215 53L214 54V56H215V58H216V60H218V61H220V63L222 62V66H224L223 64H225V65H227V61H228V63H229V66H231V67H233V66H235V67H237L238 69H236L237 70V72L241 75V76H245V78H246V82H244L245 80L243 79V82H244V85H246L247 83L249 84V86H252L253 85V83H254V79H259L256 75H255V73L256 72H258L260 75H264V53L262 54V56L260 57V59H259V61H257L256 59H254L253 57H248L247 59H245V60H243V61H240V60H236V62L234 63V62H232V61H234L235 60V58L236 57H238V55H236L237 54V52L235 51V50H232V51H234L235 53H230L231 51V49L228 47L229 46V41H230V39H229V37H224V36H221L220 35V31H217V32H215ZM187 37H188V33H187V35H186ZM122 37V36H121ZM46 38V36L43 38V39H45ZM47 39V38H46ZM157 39V38H156ZM178 39H179V41H178ZM181 39H183V40H181ZM224 39H226V40H224ZM120 40H121V38H120ZM174 40V41H173ZM194 40V39H193ZM224 41H225V43H224ZM233 41V40H232ZM174 43H176V42H174ZM76 45H75V47H73V49L70 47V49H69V45H67L66 46V44H63V47H65L64 48V50H65V52L67 51H69V52H71V57H75L76 59L74 60V61H76V63H78V61L77 60H84V59H90V61L94 58V56H95V54L94 55H91V54H93V53H95V52H98V51H101V49H102V51H104L105 53H108L109 55H111L113 52H115V44L116 43H114L113 42V44L114 45H112L111 46V44L110 43H108L107 45L108 46H104V47H101L100 45H96V44H92V45H90L91 46V51H90V46H88L87 44V46H85L84 44L85 43H83L82 44V42H80V41H76V43H75ZM184 44V43H183ZM81 45H83V46H81ZM224 45H226V46H224ZM60 46H62V45H59V47ZM76 46H78V47H76ZM113 46H115V47H113ZM168 46V47H167ZM63 47L61 48L60 47V50L61 51H64L63 50ZM68 47V48H67ZM81 47V48H80ZM86 47V48H85ZM100 47V48H99ZM108 47V48H107ZM167 47V51H165V48ZM171 47V46H170ZM190 47V48H189ZM220 47H222V48H220ZM224 47L227 49V48H229V49H227L226 51L224 50ZM76 48V49H75ZM67 49H69V50H67ZM97 51H96V50ZM103 49H105V50H103ZM73 50H75V52L76 53H74V51ZM87 50V51H86ZM94 50V51H93ZM114 50V51H113ZM228 50H229V52H228ZM59 51V50H58ZM57 51V52H58ZM89 51H90V53H89ZM106 51H108V52H106ZM110 51H112L111 53H110ZM165 51V52H164ZM223 51V52H222ZM78 52V53H77ZM91 52H93V53H91ZM72 53H74V54H72ZM83 53H86V54H83ZM87 53L90 55H88L87 56ZM166 53V54H165ZM218 53V54H217ZM76 54V55H75ZM85 55V56H83V55ZM210 54H211V51H210ZM224 54V55H223ZM227 54V55H226ZM230 54H233V56H231L232 58H234L233 60H232V58H230V59H226L227 58V56L228 57H230ZM82 55V56H81ZM106 55V54H105ZM162 55V56H161ZM163 55H164V57H163ZM64 56V55H63ZM63 56L62 55H60V56H58L59 58H61V59H64L63 58ZM66 56V55H65ZM64 56V57H65ZM81 56V57H80ZM93 56V57H92ZM108 56V55H107ZM79 57V58H78ZM86 57V58H85ZM95 57H97V56H95ZM162 57V58H161ZM223 57H226L224 60H223ZM81 58V59H80ZM98 58V57H97ZM96 58V59H97ZM163 58H164V60H163ZM220 60H219V59ZM93 59L95 62L97 61V60H99V59ZM193 59V58H192ZM222 59V60H221ZM164 61V63H162ZM72 62V61H71ZM98 62V61H97ZM245 62V63H244ZM91 63H94V62H91ZM71 65H73L74 66V64H73V62L72 63H70ZM199 64V62H197V65ZM171 66L172 67V69L173 70H170L171 69V67H169V66ZM234 67V68H235ZM200 67H198L197 69H199ZM249 68H251V69H249ZM75 70V68L74 67H72V71H73V73L72 74H76V71H74ZM108 69H111V67H109ZM213 69V68H212ZM210 70L209 72L210 73H212L211 71H213V74H215V72L217 71V70H215V69H213V70ZM95 70H97V69H93L92 70V73H93V75H96L95 73H97ZM234 70L235 69H232V72L233 73H235L234 72ZM250 70V71H249ZM252 70V71H251ZM98 71V70H97ZM172 71V72H171ZM243 71H244V73H243ZM255 71V72H254ZM142 72H144V71H142ZM246 72H248V73H246ZM251 72H253V73H251ZM169 73H174L173 75L172 74H169ZM77 75V74H76ZM98 75V74H97ZM96 75V76H97ZM161 75V76H160ZM165 75V78H167V76ZM170 75H172L173 77H176V78H178L179 79V87H177L178 86V83H176V82H174V83H176L175 84V87H177V88H175L173 85H174V83H173V80L171 81V82H169L171 79H173V77H171ZM61 76H62V74H60V76L58 75V76H56V75H54V77L51 79L50 78V80H49V78H47V77H42V78H40L39 79V83H37V85L35 86V88L37 89V90H35L34 89V93L33 94H35L36 96H32V100L30 101V109L23 115V117H24V119L25 120H28L27 119V117H29L30 115L32 116V117H29L30 119H29V121H34L35 120V118L37 117V115L39 114V113H41L43 116L41 117L40 115H38V117H41V121H43V119H45L44 118V116L45 117H47L46 118V121H47V123H46V121L44 120L43 122H45L48 126H49V124H50V128H49V131H51L52 129V126H54V124L53 123H56V122H58V120H59V122L62 124L64 121V123H67L68 122V117H69V110H68V108L63 104V103H66V100H68V95L70 96L71 94H73V92H74V87H76L75 85H74V87H72V83L70 84H66V86H65V84L64 83H62L63 82V80H62V78H61ZM50 77V76H49ZM57 77V78H56ZM101 77V78H102ZM253 77H254V79H253ZM104 78H102V79H104ZM108 78H110V77H108ZM248 78V79H247ZM48 79V81H50L49 83L47 82H45V80H47ZM248 80V81H247ZM41 81V82H40ZM59 82L58 83V86H57V88L59 87V88H63V89H57L56 88V86H55V84H57V82ZM131 81V82H130ZM174 81H175V79H174ZM249 81H251V82H249ZM43 82V83H42ZM125 82H130L129 83V85H130V87H131V89L129 90L128 89V87H126L125 86V84H122V83H125ZM47 85V86H49L50 87V85L51 84H53V85H51V88H56L55 90H54V92H52L51 91V93L53 94H50V90H51V88L50 89H48L47 90V88H49V87H47L45 84ZM61 83V84H60ZM163 83H164V85H163ZM172 83V84H171ZM50 84V85H49ZM112 84V85H111ZM114 84V85H113ZM120 84V85H119ZM263 84H264V80H263ZM40 85H45V87H42V86H40ZM63 85V86H62ZM71 85V86H70ZM109 85H111V86H109ZM116 85V86H115ZM52 86H54V87H52ZM61 86V87H60ZM248 85H247V88L249 87ZM40 87V88H39ZM42 87V88H41ZM67 87H70V90H69V88H67ZM73 88V90H72V88ZM94 87H96V86H94ZM230 88H236V87H231V86H229ZM246 87V86H245ZM77 88V87H76ZM89 88V89H88ZM105 90H104V89ZM145 88H148L147 89V92H146V96H147V98H144L143 96H141V92H142V90H144ZM239 88V87H238ZM39 89H41V90H39ZM44 89V90H43ZM45 89H46V92L47 91H49V93L47 94L46 92H44L45 91ZM88 89V90H87ZM93 89V90H92ZM100 90V91H102V90H104V91H102V92H99L98 90ZM57 90V91H56ZM62 90V92L61 93H59L60 91ZM65 90H66V93H63V91L65 92ZM67 90H69V92H67ZM71 90H72V92H71ZM40 91V92H39ZM57 92V94L58 95H60V94H62V95H60V97L61 96H63V97H59L58 95H56V92ZM59 91V92H58ZM98 91V92H97ZM130 92V94H129V92ZM194 91V92H193ZM71 92V93H70ZM117 92H120V93H123L122 94V100L121 99H119L118 98V96H116L114 93H117ZM139 92V93H138ZM41 93V94H40ZM42 93H44V94H42ZM70 93V94H69ZM128 93V94H127ZM49 94H50V96L52 95V96H54L55 97V100L57 101V99H58V101L57 102H60V103H57V102H55V100H53V97L51 96V97H49V101H47V98H48V96H49ZM67 95V97H66V95ZM42 95V97H43V100L44 101H42V99H41V96ZM46 95V97L47 98H45L44 96ZM39 96V97H38ZM75 96V95H74ZM74 96L73 95H71L70 96V98H69V100L71 99V97L74 99ZM255 96V97H254ZM35 97V98H34ZM38 97V100L40 101H42V103H43V105H45V104H47V103H49V104H47L46 106H43L42 104H40L39 105V103L41 102H39L36 98ZM56 97H57V99H56ZM65 97V98H64ZM262 97V98H261ZM64 98V99H63ZM53 101H52V100ZM59 99H61L60 101H59ZM63 99V100H62ZM188 99V100H187ZM38 101V103H37V101ZM64 100H65V102H64ZM69 100L67 101V103H69ZM250 100V101H249ZM47 103H46V102ZM51 101L52 102H54V106H56V108H57V106H58V108H59V110H57V111H55L56 110V108L53 106V103H51ZM71 101V100H70ZM179 101V102H178ZM258 101H259V103L261 102V106L258 104ZM33 102H35L34 103V105H33ZM45 102V103H44ZM74 102V101H73ZM72 102V103H73ZM257 102V103H256ZM55 103H56V105H55ZM178 103V104H177ZM36 104V105H35ZM38 104V105H37ZM57 104H59V105H57ZM61 104V105H60ZM74 104H75V102H74ZM120 104V107L118 108V106L117 105H119ZM203 104H204V101L202 102V105L201 106H203ZM257 104V105H256ZM264 104V103H263ZM53 107H52V106ZM193 105V106H192ZM260 107H259V106ZM35 106H37V108H38V106H40V108L38 109V110H43V111H39V112H37L38 110L37 109H34L35 108ZM53 109V108H55V110H54V112H56V115H53V114H50V113H52L50 110H47L48 108H50V107ZM63 108H62V107ZM192 106V107H191ZM258 106V107H257ZM45 107V109H43ZM67 108V110H66V108ZM90 107V106H89ZM173 107H174V109L176 108V109H178L177 110V113L181 110V112H180V114L178 115V116H184V119L187 117L188 119H186V121L185 120H183L182 122L184 123V125L187 127V126H194L193 127V130L194 131H187V132H185V130H182L181 132H173V131H170V130H168V129H166L165 131H164V127H163V122H162V120L165 118L166 119V117H168L169 115H171V114H173V113H176V109H175V111L173 112ZM187 107V109H189V110H191V112L190 113H186V110H185V108ZM32 108V109H31ZM62 108V109H61ZM65 108V109H64ZM88 108V107H87ZM257 108V109H256ZM259 108H262V110L260 109L259 110ZM64 109V110H63ZM213 109V108H212ZM215 109H217L216 107H215ZM245 109V110H244ZM34 110H37V111H34ZM45 110L49 113L48 115L46 114V112H45ZM61 110V111H60ZM62 110H63V112L65 113V115H64V113H62ZM66 110V111H65ZM168 110H170L171 111V114H167L166 115V113H168ZM53 111V110H52ZM60 111V112H59ZM259 111H262V112H259ZM31 112V113H30ZM34 112V114H32ZM43 112V113H42ZM183 112V113H182ZM35 113H36V117L34 116L33 117V115H35ZM61 113V114H60ZM213 113V114H212ZM258 113V114H257ZM55 114V113H54ZM59 114H60V116H59ZM67 114H68V116H67ZM190 114H191V116H190ZM200 114V115H199ZM51 115V116H50ZM61 115H64L65 116V118H64V116H61ZM166 115V116H165ZM222 115L223 116H226L227 115V113H222ZM55 116H59V117H61V118H57V117H55ZM162 116V117H161ZM164 116V117H163ZM189 116L191 117V119L189 118ZM202 116H204V118L206 119V122H205V124H204V128H208V130H209V132L206 130V131H203V127L201 126V124H198V123H196V120H198L199 118H201ZM256 116H258V117H256ZM26 117V118H25ZM50 118V120H48L49 118ZM53 117V118H52ZM55 117V118H54ZM162 118L161 119V121H160V124H159V122L157 121L159 118ZM63 118H64V120H63ZM66 118H68V119H66ZM72 118V117H71ZM253 118H254V121H253ZM258 118V120H257V122H256V119ZM262 118V119H261ZM52 119H54V122H52L53 120ZM63 120V122H61L62 120ZM80 119L83 121V123L82 124H79L80 123ZM165 119H164V121H165ZM38 120V119H37ZM52 120V121H51ZM56 120V121H55ZM67 120V121H66ZM132 120V121H131ZM263 120V121H262ZM71 122H73V123H75V124H79V125H81L82 127L83 126H85V127H87V128H89V126L87 125V120H85L84 119V117H74V118H72V120H70ZM172 121H176V120H172ZM229 121V120H228ZM252 121V122H251ZM129 122H131V123H129ZM156 122H158V123H156ZM161 122H162V124H161ZM192 122V123H191ZM258 124V122H259V125H256V123ZM59 123V124H60ZM235 123V124H234ZM154 124V125H153ZM195 124V125H194ZM232 124V125H231ZM158 125V126H157ZM238 125V126H237ZM240 125V126H239ZM148 126H151V127H154V129L152 128V130H151V128L149 127V129L151 130V132H150V130L148 129ZM234 126V127H233ZM92 127H94V126H92ZM146 127V128H145ZM161 127H163V128H161ZM232 127V128H231ZM243 127V128H242ZM1 128V127H0ZM158 129V128H160V130H156V129ZM192 128V127H191ZM234 128H236V130L235 131H232ZM148 129V130H147ZM163 129V130H162ZM181 129V127H179V130ZM198 129V130H197ZM242 129V130H241ZM244 129V130H243ZM1 130V129H0ZM131 130V131H130ZM146 130H147V132H146ZM156 130V131H155ZM239 130V131H238ZM1 131H5L6 132V130H1ZM10 130H8V134L10 133L11 135H16L15 136V138L17 137H19L18 138V140H16V141H19V142H15V144H16V146H17V148H16V146L15 145H13L14 143H12L11 141H1V139H3L2 137H0V143H1V145H3V146H1L0 145V151H4V152H6V154H7V161H6V163H2L1 161H0V168H2V169H0V179L2 178V179H4V177H2V176H4V174H3V169H4V167H2V165H6V166H10L9 168H11V166L12 165H14V166H16L15 167V169H17V166H20V167H18L19 169H17V171L15 170H13L14 171V173H13V171L12 170H9L10 172L12 171V174H14L13 176H17L18 175V173H19V171L21 172V173H19V175H18V178L16 179V180H14V181H16L15 182V184L14 185H12L11 183H4V182H2V188L0 189V190H2V192H1V194H0V196H2L3 197V194H5L4 192H7V191H9V189L10 188H13V189H11L9 192H10V194H12L13 196H14V199H15V202H17V204L19 205V206H21V208L22 209H24L25 211H32L34 208H40L41 209V207H43V206H45L46 204H47V200H45V199H48L51 195H52V193L49 191H46V189L43 187H41L42 185H40V187L41 188H37V187H39L38 186V183L36 182V181H38L40 178H42V176H40L39 177V175H38V172L40 173V174H43L44 176H45V174H46V172H47V165H49V164H51L52 165V163H53V161H48L47 159H51L52 158V155H54L53 156V158H55V157H57V161H58V159H59V161H61V163L62 164H67V163H65V161L64 160H66L67 162L69 161L70 162V160L71 159H65L64 158V160H63V158H61V156H60V154H56V152L54 153L53 151H51L53 154H51L50 153V151L49 150H47L48 149V147L46 148L45 146H42V148H44V152H41L42 151V148H41V146L40 147H38L39 145H37V143L39 142V140L41 139H39V137H36L37 139H39L38 140V142H37V140H36V138L35 139H32L33 138V135L31 136V134L33 133L32 131H34V130H32L31 131V129L29 130L28 129V131L27 130H25L26 131V133L28 134V133H30V134H28V135H25V134H23V133H25V132H23L24 130L22 129V131H21V129L20 128H16L15 129V131L13 130V129H11V132H9ZM158 131H159V133H158ZM196 131V132H195ZM237 131V132H236ZM4 132V133H5ZM17 132V133H16ZM156 132V133H155ZM189 132V133H188ZM205 132V133H204ZM230 132V133H229ZM238 132H239V134H238ZM71 134L73 133V132H70ZM85 133L86 134H88L86 131H85ZM174 133H178V134H180V136H181V138H179V140L178 141H174V139L173 138H169L168 140H167V143L165 144V138L168 136V135H171V134H174ZM191 133V134H190ZM193 133H195V134H193ZM203 133H204V136H203ZM2 134V133H1ZM19 136H18V135ZM22 134H23V138H22ZM69 135V137L71 138H73L74 136L73 135ZM193 134V135H192ZM13 135V136H14ZM32 137H30V136ZM82 135V134H81ZM158 135H160V137H159V140L157 141V139H158ZM205 135H207V136H205ZM208 135H210V136H208ZM21 136V137H20ZM27 136H29V139H27L28 137ZM90 136V135H89ZM163 136V137H162ZM256 136V137H255ZM259 136V137H258ZM26 138V141H25V138ZM157 137V138H156ZM163 139H162V138ZM22 138V140L23 141H25V143L28 141V144L26 143V147L25 146H23L22 147V145L23 144H21V142H22V140H20ZM189 138V139H188ZM259 138H260V140H261V142L260 141H258L259 140ZM161 139V140H160ZM30 140V141H29ZM32 140V141H31ZM33 140H34V143H32L33 142ZM152 140V141H151ZM21 141V142H20ZM92 141H94V140H92ZM109 141H110V144H109ZM150 141V142H149ZM165 141V142H164ZM8 142V143H7ZM37 142V143H36ZM44 142H46V141H44ZM98 142V143H97ZM115 144H114V143ZM118 142V143H117ZM149 142V143H148ZM254 142H255V144H254ZM257 142H260V143H258V144H256ZM7 143V144H6ZM24 143V142H23ZM30 143V144H29ZM47 144V146H48V142H46ZM54 143V142H53ZM122 143H124V144H122ZM126 143H128V144H130L131 146L130 147H128L129 145L128 144H126ZM17 144H21L20 146L21 147H19V145H17ZM31 144L34 146V147H31ZM37 146H36V145ZM138 144V145H137ZM144 144V145H143ZM146 144V145H145ZM147 144H149V146L147 145ZM150 144H152V145H150ZM262 144H264V143H262ZM30 145V146H29ZM50 145H53V147L55 148L56 146H55V143L54 144H49V147H50ZM56 145H58V146H64L63 144H56ZM111 145V146H110ZM122 145H124V146H122ZM127 145V146H126ZM140 145V146H139ZM170 145V146H169ZM175 145V146H174ZM233 145V146H232ZM6 146H7V149H6ZM31 147V150H28V152H27V149H30L29 147ZM35 146L38 148H35ZM113 146V147H112ZM122 146V147H121ZM154 147V148H151V147ZM167 146V147H166ZM20 149H19V148ZM52 147V146H51ZM53 147L52 148H50L51 150L53 149ZM143 149H142V148ZM3 148V149H2ZM5 148V149H4ZM9 148V149H8ZM25 148H27V149H25ZM32 148H35V151H37V152H35L34 151V149H32ZM46 148V149H45ZM72 148H74V149H77V150H81L82 148L80 147H78V146H73ZM110 148H112L111 150H110ZM116 148H117V150H116ZM119 148V149H118ZM121 148V149H120ZM128 150H127V149ZM138 148V149H137ZM150 148V149H149ZM248 148H249V150H248ZM18 149V150H17ZM23 149V150H22ZM25 149V150H24ZM40 149H41V151H40ZM105 149H106V152H104L105 151ZM115 149V150H114ZM145 149V150H144ZM148 149V150H147ZM153 149V150H152ZM160 149V150H159ZM7 150H8V152H7ZM12 150V151H11ZM23 151V152H20V151ZM45 150L47 151V152H45ZM65 150V149H64ZM121 150V151H120ZM127 153V151L129 152V151H131L132 153H127L128 155H129V157H128V155L126 154V156L127 157H125V152ZM144 150V151H143ZM150 150V151H149ZM247 150V151H246ZM9 151H10V153H9ZM13 151L15 152V154L13 153ZM25 151V152H24ZM29 151H34L33 153L32 152H29ZM48 151H49V153H48ZM120 151V153H119V155H118V152ZM122 151H123V153H122ZM141 151V152H140ZM148 152V154H147V152ZM249 151V152H248ZM95 152V153H94ZM140 152V153H139ZM145 152V153H144ZM151 152V153H150ZM153 152V153H152ZM26 153H28V154H26ZM29 153H31V154H29ZM36 153V154H35ZM44 153H45V155H46V153H47V155H46V157L48 156V158H46L45 157V159L48 161V163H47V161L45 162V164L43 163V156H45L44 155ZM97 153H100V155L99 154H97ZM101 153H103L104 154V157L102 156V154ZM114 153V154H113ZM115 153H117V157H116V154ZM160 153V154H159ZM124 154V155H123ZM130 154H132V155H130ZM14 155V156H13ZM18 155V156H17ZM39 155V156H38ZM28 156V157H27ZM40 156H41V158H40ZM101 156V157H100ZM115 158H114V157ZM33 157V158H32ZM233 157V158H232ZM9 158V159H8ZM26 158V160L24 161V159ZM31 158V159H30ZM43 158V159H42ZM96 158V157H95ZM100 158V159H99ZM28 159H30V160H28ZM41 159H42V162H41ZM56 159V158H55ZM31 160L33 161V160H35L36 161V163H35V161H33V163L31 162ZM52 160V159H51ZM125 160V161H124ZM192 160H198L200 163H199V165H198V162H197V164H195L194 163V165H193V162H192ZM19 161H20V163H19ZM24 161V163L26 164V165H24V163H21V162H23ZM64 161V162H63ZM98 161V162H99ZM103 161H102V163H103ZM107 161V162H106ZM115 161L113 162V163H115ZM129 161V160H128ZM130 161H131V159H130ZM129 161V162H130ZM160 161V162H159ZM195 161V162H196ZM52 162V163H51ZM68 162V163H69ZM71 162H73V160H71ZM159 162V163H158ZM27 163H29V165L27 164ZM32 165H31V164ZM35 163V164H34ZM39 163H41V164H39ZM44 164V166H43V164ZM73 163H75V162H73ZM73 163H71L72 165H75V164H73ZM100 164L101 166H102V168L101 167H99L98 166V168H99V170H98V168H96L97 170H98V174H102L103 172H102V170H100V169H103V166H104V163L103 164ZM150 163H152V164H150ZM154 163V164H153ZM157 163H158V166H157ZM189 163H192V168H191V164H189ZM16 164V165H15ZM23 164V165H22ZM70 164V163H69ZM117 164V163H116ZM116 164H114V166H113V164H112V166H110L112 169H114V167H115V165ZM22 165V166H21ZM35 165V166H34ZM37 165V166H36ZM40 165H42V168L44 169L45 168V165H46V171H45V173H43L44 171L42 170V169H40L39 168V166ZM78 165V164H77ZM98 165V164H97ZM151 167H150V166ZM152 165H154V166H152ZM163 165V166H162ZM196 165V166H195ZM50 166V165H49ZM61 166V165H60ZM69 166H71V165H69ZM79 166V165H78ZM83 166V165H82ZM105 166V167H106ZM109 166V165H108ZM118 166V165H117ZM116 166V167H117ZM121 165H119V167H120ZM193 166H194V168H193ZM29 167H33L32 169L31 168H29ZM35 167L37 168V170L35 169ZM62 169L63 170H65V172H66V170L68 169V168H66L65 169V167H67V166H65V165H62ZM109 167V168H110ZM115 167V170L116 169H118V168H116ZM123 166H121V168H119L121 171H122V169H123V171H125V172H121L122 173V177H123V179L120 181V179H111L110 178V176H111V174H108L107 175V180H110L111 181V183H113L115 180V182H114V184L117 182V180L118 181H120V182H122L123 180H125V181H128L129 182V180H130V174L127 172V169H126V167L125 168H122ZM150 167V168H149ZM157 167H158V169H157ZM160 167H162V168H160ZM169 167V168H168ZM198 167V168H197ZM24 168V169H23ZM29 168V169H28ZM40 169V171H38L39 169ZM145 168V169H144ZM20 169H22L23 171H25L26 172V170L25 169H27L29 172H26L28 175H29V173H30V169H31V171H33V173L32 174H34V173H36L37 171V175H32V177L31 178H33V176H38L39 178H35L34 177V181H33V179H32V181L31 180H29V179H31V178H29L28 179V181L27 182H24V181H26V179H23V177H22V179H21V175L20 174H22V173H24V174H22L23 176L26 174L25 172H23L22 170H20ZM147 169V170H146ZM160 169V170H159ZM167 169V170H166ZM179 169H181V168H179ZM184 168L183 169H181V170H183V171H186ZM62 170V171H63ZM163 170V171H162ZM242 170V171H241ZM35 171V172H34ZM102 173H101V172ZM149 171V172H148ZM154 171H157V173L155 172V173H153ZM18 172V173H17ZM64 172V173H65ZM95 172H97V171H95ZM148 172V173H147ZM242 172V173H241ZM17 173V175H15ZM120 173V174H121ZM152 173V174H151ZM26 174V175H27ZM105 173H103V175H104ZM158 174V176H154V175H157ZM161 174V175H160ZM31 175V174H30ZM47 175V174H46ZM66 175V174H65ZM64 175V176H65ZM68 175V174H67ZM106 175V174H105ZM110 175V176H109ZM151 175V176H150ZM89 176H91V174L89 175ZM113 176V175H112ZM110 179H109V178ZM120 177V176H119ZM231 177V178H230ZM14 178V177H13ZM20 178V181H18V179ZM26 178V177H25ZM28 178V177H27ZM90 179H89V182H88V178H86L85 180L87 181L85 184H84V182H82L83 183V185L80 183L78 186H80L83 190H85V193H87V194H90L93 198H95V194H97V196H98V194H100L101 193V191H102V189H101V187H102V185L100 186V188H98L97 189V192H93V189L95 188V185L96 184H93V179L91 178V177H89ZM159 178V179H158ZM249 178H250V180H249ZM95 179V178H94ZM164 179V178H163ZM243 179V180H242ZM24 180V181H23ZM36 180V181H35ZM84 180V181H85ZM93 180V181H92ZM245 180H246V182H245ZM14 181H10V182H14ZM21 181L22 182H24L26 185L28 184V186H25V185H22V184H24V183H21ZM31 181V182H30ZM40 182L42 181V180H39ZM38 181V182H39ZM92 181V182H91ZM96 181V180H95ZM94 181V182H95ZM113 181V182H112ZM1 182V181H0ZM39 182V183H40ZM97 182V181H96ZM217 182H218V184L219 185H217ZM238 182V183H237ZM257 182V183H256ZM29 183L31 184V185H29ZM33 183V184H32ZM90 184V187L88 186L89 184ZM111 183H109V185H111ZM117 183H119V182H117ZM137 183V184H136ZM245 183V184H244ZM3 184H4V186H5V184H7V186H8V188L9 189H7V186H5V188H3L4 186H3ZM20 185L19 187L18 186H15V185ZM92 184V185H91ZM139 184V185H138ZM263 184V185H262ZM0 185H1V183H0ZM10 185V186H9ZM13 187H12V186ZM23 187H22V186ZM108 185V184H107ZM165 186L166 187V185H164V184H161V186ZM31 186V187H30ZM33 186V187H32ZM34 186H37V187H35L34 188ZM144 187L143 189L141 188V187ZM145 186H147V187H145ZM15 187H17V189L15 188ZM25 187V189H24V191H25V195H24V193H20V191L22 192L23 191V188ZM28 187V188H27ZM150 187V188H149ZM201 187V188H200ZM14 188H15V190L17 191L18 190V194H16L17 192L15 191L14 192ZM33 188L35 189V191L33 190ZM37 188V189H36ZM138 188V189H137ZM166 188H169V187H166ZM234 188V189H233ZM19 189H22V190H19ZM27 189H30V191L29 190H27ZM32 189V190H31ZM40 189V190H39ZM42 189V190H41ZM44 189V190H43ZM86 189H89L88 191L86 190ZM140 189H142V190H140ZM149 189V190H148ZM171 188H169V190H170ZM7 190V191H6ZM168 190V189H167ZM231 190H233L232 191V193H230V191ZM248 190V191H247ZM23 191V192H24ZM34 191V192H33ZM37 191H39V193L37 192ZM41 191V192H40ZM43 191L45 192L46 191V193H43ZM257 191V192H256ZM263 191V192H262ZM33 192L34 193V196H33V198L31 199V197H32V195H33V193L31 194V193ZM167 193H165V194H168V193H170L171 191H166ZM37 193V194H36ZM41 193H42V196L44 197H42L41 196ZM235 193H238V194H235ZM249 193L251 194V195H253L254 194V196H255V198L254 199H252V200H250V198L247 200L246 198H247V196L249 195ZM43 194H45V195H43ZM51 194V195H50ZM146 194V195H145ZM163 194V193H162ZM171 194V193H170ZM245 194V195H244ZM17 195H19V196H17ZM23 195V196H22ZM241 195V196H240ZM244 195V196H243ZM261 195V196H260ZM29 196H31L30 198H29ZM39 196V197H38ZM209 196L211 197V198H209ZM2 197H0V200L2 199ZM18 197V198H17ZM208 197V198H207ZM214 197V198H213ZM216 197V198H215ZM228 197H231V200L228 198ZM256 197H258L259 198V200L256 198ZM35 198V199H34ZM41 198V199H40ZM43 198V199H42ZM235 198V200H233ZM261 198V199H260ZM195 199V200H196ZM212 199V200H211ZM257 199V200H256ZM26 200H29V201H26ZM250 200V201H249ZM42 201V202H41ZM215 201L217 202V204H215ZM245 203H244V202ZM254 201V202H253ZM255 201H256V203H255ZM23 202V203H22ZM45 202H46V204H45ZM153 204H155L154 202H153ZM257 204V205H256ZM245 205H250L251 206V208L252 209H254L253 210V214L251 213V211H252V209H250L248 206H245ZM244 206V207H243ZM253 206V207H252ZM189 207H191V208H189ZM243 209H242V208ZM257 207V208H256ZM33 208V209H32ZM191 209L192 210H195V214L193 215L192 213H194V211L192 212L191 211ZM242 210V211H241ZM256 210V211H255ZM3 211V212H2ZM34 211V210H33ZM161 210H159V212H158V214H161ZM255 212L256 213H258V214H256V215H254L255 214ZM189 213V214H188ZM220 213V214H219ZM12 217H11V216ZM145 215H146V217H148V216H153V217H157V214H156V211H154V209H153V211H151V210H148L146 213H145ZM6 216V217H5ZM9 216V217H8ZM14 216V217H13ZM43 216H46V215H43ZM11 218V219H10ZM41 218V217H40ZM40 218H38L37 219V221L39 222V219ZM44 218V220H46V222H48V221H50V219H49V217L47 216V217H43ZM43 218H41L40 219V221H42L43 222ZM0 219H1V221H2V223H0V233H4V232H6V231H9L12 227H13V224H14V222H15V215H14V213H10V212H6V211H4L3 209H1L0 208ZM14 219V220H13ZM247 219V220H246ZM252 219V220H251ZM6 220H8V221H6ZM13 220V221H12ZM134 220V219H133ZM3 221H4V223H3ZM9 221H11V222H9ZM6 222V223H5ZM42 222H40V224L42 223ZM46 222L44 221V223L46 224ZM202 222V223H201ZM44 223H42L41 225H43ZM157 221H153L152 222V226H150V227H147V228H139V229H137L138 230V232H139V234H140V237H141V239L142 240H147V241H145V242H147V243H149L150 245H151V249H150V251H149V253H151V254H153V258L155 257V260L157 261V263L158 264H161V261H160V259H161V255H163L164 257H165V253H164V249L167 247V245H168V243H169V241H168V237H169V232H166V231H164L163 230V226H156L157 224ZM2 224V225H1ZM40 224H38L39 226H40ZM224 224H226V225H224ZM9 225V226H8ZM230 225V226H229ZM205 226V227H204ZM10 227V228H9ZM44 227V226H43ZM229 227H231V229L230 230H228L229 229ZM39 228H41V226L39 227ZM3 230V232H1ZM41 233H43V231H42V228H41ZM209 235V237H207L208 235ZM211 234V233H210ZM41 235V234H40ZM226 235V236H225ZM74 236V235H73ZM203 236H204V238H203ZM210 236H212V238L210 237ZM223 236H225V239L223 238ZM230 236V238H232V241L230 240V242H228V240L226 239V238H228ZM241 236H243V237H241ZM206 237V238H205ZM235 237V238H234ZM120 238H122L121 237V235L119 236V238H118V243H119V239ZM210 239V241H208L209 239ZM219 240H217V239ZM230 238H228V239H230ZM236 238H238L237 240H236ZM0 239H2L1 238V234H0ZM36 239V240H35ZM205 241H204V240ZM208 239V240H207ZM222 239V240H221ZM227 240V241H224V240ZM40 240V241H39ZM38 240V238H34V240L31 242V246H32V244L33 243H35L36 242V245H34L36 248V250L39 252V249H38V247L40 246V243H44V241L42 240V242H41V239H39ZM220 240L223 242H226V243H224L223 245H222V243H220V244H218L219 242H220ZM234 240V241H233ZM260 240H262V241H260ZM208 241V242H207ZM244 241V242H243ZM1 243H0V251L1 250H3V249H6L8 246H7V243H5V244H3L4 243V241H3V239H2V241H0ZM40 242V243H39ZM207 242V243H206ZM213 242V243H212ZM231 242H233L234 244H232ZM241 242H242V244H241ZM173 243V245L175 246V242H172ZM218 244V245H216V244ZM230 243L232 244V245H230ZM238 245H237V244ZM251 243V242H250ZM257 243H256V245H257ZM38 244H39V246H38ZM228 244V245H227ZM237 245V246H239V247H236V246H234V245ZM252 244V243H251ZM205 245H207V246H205ZM227 245V246H226ZM240 245H244L243 246V248L240 246ZM231 248H230V247ZM234 246V247H233ZM212 247H210V248H212ZM216 247H217V249H218V251L219 252H221V253H218L217 254V252H215V250H216ZM225 247L226 248H229V249H225ZM224 250H223V249ZM233 248V249H232ZM239 248H240V250H239ZM41 249H43V248H41ZM36 250H34V251H36ZM36 251V252H37ZM235 252V253H234ZM243 252H246V251H243ZM97 253H101V251H99V252H97ZM55 254H56V252H55ZM54 253L53 254H50V256L52 255V257H53V255H55ZM237 256V257H236ZM1 257V256H0ZM180 257V259H179V262L177 261L178 260V258ZM94 258H98V259H96V261L94 262L95 264H115V262L114 261H112V260H110V259H107L104 255H101L100 257H95L94 256ZM120 259H123V258H120ZM119 259V261H121ZM0 260H1V258H0ZM83 260V261H82ZM101 260V261H100ZM78 261V260H77ZM77 261H75V263L74 264H81V263H83V264H86L87 262L84 260V259H82V258H79V261H78V263H77ZM100 262V263H98V262ZM86 262V263H85ZM97 262V263H96ZM247 261L245 260L244 261V264H247L246 263ZM94 263H92V264H94ZM124 263V262H123ZM126 263V262H125ZM124 263V264H125ZM253 263L254 264H264V254H262V252L261 253H259V255H258V257H256V260H254L253 261ZM49 264V263H48ZM127 264V263H126ZM154 264H156V263H154Z\"/></svg>",
    "mask_w": 264,
    "mask_h": 264
}]
</instances>
